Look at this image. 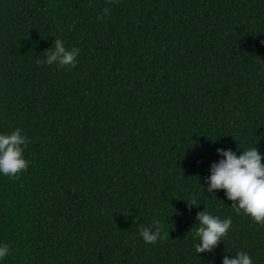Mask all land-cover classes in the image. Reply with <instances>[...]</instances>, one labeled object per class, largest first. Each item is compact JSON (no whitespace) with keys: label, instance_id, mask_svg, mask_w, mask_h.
Here are the masks:
<instances>
[{"label":"trees","instance_id":"obj_1","mask_svg":"<svg viewBox=\"0 0 264 264\" xmlns=\"http://www.w3.org/2000/svg\"><path fill=\"white\" fill-rule=\"evenodd\" d=\"M55 38L75 68L37 65ZM17 128L0 264H264V226L206 182L218 148L264 155V0H0V133ZM204 210L232 225L197 254ZM153 219L169 239L150 245Z\"/></svg>","mask_w":264,"mask_h":264},{"label":"clouds","instance_id":"obj_2","mask_svg":"<svg viewBox=\"0 0 264 264\" xmlns=\"http://www.w3.org/2000/svg\"><path fill=\"white\" fill-rule=\"evenodd\" d=\"M108 2L116 3L117 0ZM109 13L110 9L104 8L103 15H98L97 20L102 22ZM79 53L78 47L67 49L60 38H55L52 47L42 53L45 58L37 59L36 63L72 69L77 66ZM29 143L30 140L19 128L9 134L0 133V174L18 179L27 171L29 161L24 157V149ZM216 151L223 158L210 167L211 174L206 178L207 192L215 197L217 190H223L226 198L232 201L231 207L237 215L248 216L253 223L264 226V155L255 146L241 151L239 156L231 149L218 148ZM189 206H196L195 201ZM196 220L195 237L199 243L194 248L197 254L213 252L227 237L232 225L231 217L221 219L206 210L198 212ZM138 231L146 244L154 245L169 239V231L159 219H153L151 226L139 224ZM9 253L10 245L0 244V260ZM222 264H253V261L246 252L240 251L232 259L224 256Z\"/></svg>","mask_w":264,"mask_h":264}]
</instances>
